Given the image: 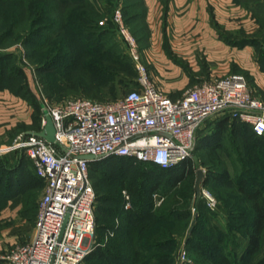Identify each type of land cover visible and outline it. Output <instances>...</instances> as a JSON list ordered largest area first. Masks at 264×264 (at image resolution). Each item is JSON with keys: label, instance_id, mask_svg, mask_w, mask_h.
<instances>
[{"label": "trees", "instance_id": "obj_1", "mask_svg": "<svg viewBox=\"0 0 264 264\" xmlns=\"http://www.w3.org/2000/svg\"><path fill=\"white\" fill-rule=\"evenodd\" d=\"M239 1L253 4L261 0ZM105 8H108L107 11L110 13L120 9L123 23L130 26L133 35L136 36L138 31L145 32H141L139 40L146 44L149 31L144 21L142 0H0V50L14 45V36H17L19 31L22 32L21 36L16 37V42L21 39V43L29 51L27 54L29 60L35 61L36 52L43 51V55L38 58L39 74L48 72L53 65L64 59L62 57L66 53L65 45L60 46L67 39L65 35H71L73 42L79 46L78 49L82 50L81 55H94L92 53L96 52V49L103 48L97 39L102 31H106L99 27V23L106 17ZM257 20L260 23L259 28L264 32V21L261 20L260 11ZM107 21L109 24L112 23L111 20ZM36 35L39 36L40 42L32 46ZM84 35L92 47L87 48V41L85 43L81 41ZM8 39H12V43L5 45ZM13 56L12 53L0 52V89L8 87L7 85L2 87L3 80L18 81L12 92L26 101L32 110V125L25 127L27 130L21 133L38 132L41 130L44 115L43 106L36 100L31 88L24 84L22 70L15 66H12L9 72L6 69L8 61H12ZM92 64L94 65L93 62ZM85 75L82 76L81 89L69 86L65 80H59L55 82V91L53 84L46 86L47 96L52 98L54 94L59 95L63 92L75 93L81 94L80 98L86 100L104 102L105 94L99 92L92 75L87 74L84 77ZM127 82L136 86L134 90L139 87V82L135 83L132 80ZM116 95L109 93L113 98ZM219 120L217 131L196 143L193 156L197 157V164L194 163L193 157L170 169H163L148 162H137L128 157H107L89 162V178L94 187L96 203L109 202L111 205L102 208L95 204V231L98 229L100 237L93 244L83 264H173L177 239L188 231L193 220L196 222L192 234L185 242L190 261L185 264H246V256L251 257L259 252L264 233V162H260L257 157V161L251 165L249 159L254 158L251 155L255 151L263 154L264 137L255 136L251 128L241 122L239 127L233 124L226 128L229 120L226 116ZM223 143L227 146L222 147ZM224 151L232 162L241 164V173L236 167L235 176L225 174L219 158ZM15 152L19 153V158L11 164L0 159V181L4 186L0 193L5 196V203L6 200L20 196L23 214L35 219L39 205L36 202L39 196L38 189L42 186L40 185L42 178L37 175L31 160L24 152ZM24 159L30 162L34 169L33 173ZM200 168L205 171L202 187L210 194L212 192L214 194H211L212 197L229 214L225 232L217 227L210 215H207L204 198L196 200L192 198V189L184 194L179 193L180 187L185 182H190ZM125 169H129V176L138 175L140 178L137 181H127L124 178L126 175L123 176L121 173ZM109 170L121 173L123 178L119 182L124 190L121 187H115L112 191L107 188V193L103 194L100 182ZM217 186L223 190L220 191L221 194L216 192ZM228 187L233 193V199L223 194ZM123 191L127 193L130 202L128 209L124 208L126 200L122 195ZM154 195L165 199L157 208ZM193 204L196 208L195 213L191 212ZM102 220H105L106 224L98 225L97 228V223ZM202 231H208V244L205 243L206 240L197 237ZM239 235L246 238L247 245L242 255L237 258L238 255L234 251L239 248L237 242Z\"/></svg>", "mask_w": 264, "mask_h": 264}, {"label": "built area", "instance_id": "obj_2", "mask_svg": "<svg viewBox=\"0 0 264 264\" xmlns=\"http://www.w3.org/2000/svg\"><path fill=\"white\" fill-rule=\"evenodd\" d=\"M114 16L137 61L134 39L124 27L120 9ZM139 74V87L115 101L71 97L53 106L42 94L43 113L52 118L57 144L23 132L11 145L0 146V155L24 152L45 185L33 237L10 252L7 264H81L91 252L96 201L90 161L82 157H128L170 169L193 157L197 130L217 116L240 120L255 136L264 137V100L253 96L245 76L214 78L170 98L148 80L143 66ZM202 194L207 206L218 205L208 190L201 189ZM123 196L128 209L125 191ZM153 199L155 206L163 200L158 195Z\"/></svg>", "mask_w": 264, "mask_h": 264}, {"label": "rangeland", "instance_id": "obj_3", "mask_svg": "<svg viewBox=\"0 0 264 264\" xmlns=\"http://www.w3.org/2000/svg\"><path fill=\"white\" fill-rule=\"evenodd\" d=\"M107 9L108 8L104 9V16H106V17L102 20V23L101 22L99 23V27L100 28L103 27V29H105L106 31H102L100 33L99 39H97L98 42L101 43L103 48L100 50L96 49V52L92 53L94 55H91V54H82L81 55L80 53L82 52V50L78 49L79 46L75 42H73L71 35L70 34L65 35V37L67 39H66L65 43L61 44V46H60V47H62L65 45L66 53L62 57L64 59H62L56 65H53L52 68L48 72H41L39 74V71L37 68V65L39 62L38 58L43 55V51H41L40 53L38 51L36 52V54L34 55L35 56L34 58L37 57L35 61L29 60L28 56H27L29 51L27 49H25V47L23 46V44L20 41L21 39H19V41L16 42V37L19 35L21 36V33H22L19 31L18 35L14 36L15 40L13 39V43H15V44L11 45L10 47H6V48H3L2 50H0V52L12 53L14 55L13 56L14 58L12 59V61H10V62L8 61L7 65H6V69L9 72L11 67L15 66L16 68H19L22 70V73L24 75V80H25L24 84H26L27 86H29L31 88L32 92L36 96V100L40 101L42 106H43V103L41 101V95L42 94L44 95L46 100L49 101V103L53 106L56 104H60V103L64 102L65 100L70 99L71 97H79L80 98L81 94H75V93H71V94L67 93L66 94L65 92H63L59 95L54 94V96L52 98H49L47 96V91L45 88L47 85L53 84V91H55V89H54L55 88V82H57L59 80H65L66 84H68L69 86L71 85L72 87H76L78 89H81L82 85H83L82 84L83 83L82 76L84 74L92 75V79L97 84L99 92L102 95L105 94L104 95L105 101H115L116 99L118 100L119 98H121V96H123V95H125V94H127V93H129L135 89L136 86H134L133 84H131L127 81L132 80L135 83L138 81L139 76H140L139 66H143L146 69L147 75H148V80L150 82H152L154 80L158 81L159 79H160V81H162V80H166L167 78H169L168 77L169 72H167L165 70L166 65L164 63H166V62L155 60V59L150 61L149 59L142 56L144 51L146 52L145 47H147V46H145V42L143 40H141V39L139 40V37L142 35L141 32H143V33H145V32L144 31H141V32L138 31L139 33L136 34V36H135V35H133V32H132L130 26L124 25L126 30L131 34L132 38L134 39L135 49H136L137 55H138V60L134 61V59L131 55L132 49L127 44V42L124 40V37L122 36L121 32H119V26L115 22V16L114 15H115L116 10H114L113 12L110 13L107 11ZM120 14L122 15L121 10H120ZM107 20H111L113 24L112 23H111L112 25L109 24L108 23L109 21H107ZM258 24H260V23H258ZM146 32H148V31H146ZM257 34H259L261 36L259 38H261V39L264 38V32L261 29L259 30V32ZM87 40H88V38L85 35L81 37V41L83 43H85ZM262 41L264 42V39L261 40V43H262ZM38 42H40V38H39V36L36 35L32 41V46H35ZM11 43H12V39H8L5 42V45H10ZM86 47L90 48V47H92V45L90 43H88V41H87ZM53 50L55 51L54 48H53ZM192 61H194L192 64H194L195 68H198V67L200 68L202 65H204V62H205V60H202V59L201 60L196 59V60H192ZM92 62L94 63V65L92 64ZM156 68H163L164 72H163L162 76H156V74H155ZM199 72H201V71H199ZM238 74H241V73H235L234 75H238ZM86 75L84 77H86ZM241 75H243V74H241ZM247 81H248V79H247ZM17 83H18L17 80H12V79L11 80H3L2 84H1L2 87H3V85H7L8 87H4L3 89H0V91L6 90L10 94H12L14 97L19 99L21 97L14 95L12 92L13 88L15 89V86ZM153 84H155V86L157 87V84L155 82ZM197 85H199V84L188 85V87H185V89L183 90L184 92L182 93V95L186 91H188V89H191ZM109 93H115L117 95H116V97L113 98V97L109 96ZM164 94H166V93H164ZM21 100H22V98H21ZM21 105L17 106V110L19 112L18 113L19 117H17L18 122H17V124L15 123L16 125L14 127H12L11 129H9L7 131L5 142L0 143V146H3L1 148H4L5 145H11L13 143V141L16 139V137H18L19 134H21L22 131L27 130L25 127H31V125H32V124H30L28 126L25 125V122H24L25 118H22V117H25L26 115H25V110L23 107H21ZM30 109H31V107H30ZM13 119L15 120V118H13ZM219 119H221V116L213 117V118L207 119L205 121V123L201 126V128H199L197 130L195 145L199 141V139L210 137L217 131L216 127H217L218 122H220ZM239 122H241V121L237 120V119H229L226 123V128H229L233 124H237L238 125L237 127H239V125H240ZM221 146L223 147V146H227V145H226V143H223ZM241 151H245V149H243ZM220 152H222V150ZM252 156L254 158L249 159V162L251 165L254 164L253 162L257 161V157H258L260 162H262V161L264 162V152L262 154L259 151H255L252 153L251 157ZM228 157L229 156L225 151L219 155V158L221 159L220 162L222 164L221 166L224 167V169H225L224 172L226 175L232 176L234 174V176H235L237 171H235L234 168L238 167L239 172H240L241 164L238 165L237 162H232ZM17 158H19V153L15 152L14 150L10 151L9 153H5V155H0V159H4V163L10 162V164H11V163H13V161H16ZM24 160L28 164V166L31 167L30 162L27 159H24ZM30 170H32V173H33L34 169H32V167ZM128 170L129 169H125V171L124 170H123V172L121 171L123 176L126 175V176H124V178L127 181H135V180L137 181L140 178V176H138V175H136V177H133V175L129 176L130 172ZM121 173L117 172L115 170H109L106 172V176H104L100 182L103 194L107 193L108 189H111L110 191H112L115 189V187H121V184L119 182L120 179L123 178ZM18 177H20V176L18 175ZM195 179H196V176L191 178L190 182H185L180 187L179 193L184 194L185 192L191 191V189H192V191H191L192 192V198H194L196 200L197 198H196V191H195V183H196ZM40 185H42V186H40L38 189L39 190V196H38V199L36 201L37 203H39L38 201L40 200V198L43 194V191L45 189L43 179L40 181ZM126 185H128V184H126ZM3 187H4L3 182L0 181V189L1 188L3 189ZM201 189L203 190V187ZM204 190H206V189H204ZM220 191H221L220 186H217L216 192L221 194ZM211 194H212V192H211ZM223 194L225 195V197H232V199L234 198L233 193H231V190L229 189V187L226 188V190L223 192ZM2 195H3V193H0V264H7V259L10 255V252L15 247H17L19 245H24V243H27L32 239V237H33L32 236L33 226H34L35 219H34V217H29L26 214H23V212H22L23 206L21 207V209L18 206V208H19L18 209V208H15L13 204H10L9 201H11L13 198L6 200V203H5V196H2ZM122 195H123V192H122ZM212 195H214V194H212ZM201 197L204 198V195L202 194L200 196V198ZM162 202H165V199H163ZM217 203H218V205L214 206V208L210 207L209 205L207 206V204H206V208L208 210V212L206 211V213H207V215H210L212 217V220L217 225V227L221 231L225 232L226 226H227L228 221H229V214H227V211L225 209H223L222 205L219 202H217ZM96 205L102 206V208H107L111 204L109 202H107L106 204H101L100 202H98V203H96ZM160 205L156 206V208L159 207ZM191 212L192 213L196 212V208H195L194 204L191 206ZM101 224H106V221L105 220L99 221L97 223V228H98V225H101ZM203 228L205 229V227H203ZM207 232L208 231L199 232L197 234V237L199 239H202L203 241L206 240L205 243L208 244L209 238L207 239V235H208ZM187 233L188 232L186 231V233L182 234V236L177 239L178 245L176 247L177 250L175 253L173 264H185V262L190 261L189 253H187V251L185 249V237H186ZM95 234H96V236L94 239V243L100 237V235L98 233V229L95 231ZM237 242L239 244V246H238L239 248H236L234 252L238 255L237 258H239L242 255V252L244 251V249L247 245V240H246V238L244 239L243 237H241L239 235ZM260 247L261 248H260L259 252L257 254H255L254 256H251V257L246 256V264H264V233H263L262 238H261V246ZM81 264H83V263H81Z\"/></svg>", "mask_w": 264, "mask_h": 264}, {"label": "crops", "instance_id": "obj_4", "mask_svg": "<svg viewBox=\"0 0 264 264\" xmlns=\"http://www.w3.org/2000/svg\"><path fill=\"white\" fill-rule=\"evenodd\" d=\"M142 3L149 31L142 56L166 62L169 78L152 81L163 93L179 98L190 84L241 73L248 79L253 95L264 100V42L261 43L264 38L257 34L259 11L264 21V0L253 4L239 0H142ZM196 59L205 60L204 65L195 68L192 60ZM163 72V68L155 70L156 76H162ZM18 105L25 110L26 116L22 117L25 125L32 124L27 102L6 90L0 91V143L5 142L7 131L18 122ZM9 203L15 208L22 207L20 196Z\"/></svg>", "mask_w": 264, "mask_h": 264}, {"label": "water", "instance_id": "obj_5", "mask_svg": "<svg viewBox=\"0 0 264 264\" xmlns=\"http://www.w3.org/2000/svg\"><path fill=\"white\" fill-rule=\"evenodd\" d=\"M44 118H45V125L41 131H38V132L27 131L25 133L27 135H33L36 137L39 136V137L45 139L48 143L55 145V144H57V141L55 138V129H54L52 118H50V116L46 112L44 113ZM60 149L64 152H66L62 146H60ZM106 158L89 155V156L82 157L81 159L86 160L87 162H89V161L91 162V161L103 160ZM193 161L195 164H197L198 160H197L196 156H193ZM204 175H205V171L203 169L200 168L196 171L195 191H196V198L197 199H200V196H201V188H202V184L204 182L203 181ZM195 222H196L195 220L192 221V224L187 231L188 233L185 237V242L190 238V236L192 234V230H193L194 225H195Z\"/></svg>", "mask_w": 264, "mask_h": 264}]
</instances>
